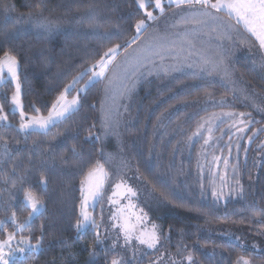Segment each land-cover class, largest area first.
Masks as SVG:
<instances>
[{
	"label": "snow or ice",
	"instance_id": "snow-or-ice-1",
	"mask_svg": "<svg viewBox=\"0 0 264 264\" xmlns=\"http://www.w3.org/2000/svg\"><path fill=\"white\" fill-rule=\"evenodd\" d=\"M135 4L138 9L130 12L129 18L137 10L142 11L143 16L136 19L134 24H129L126 29L114 25L101 31L105 23H111V20L105 19L108 5L102 8L90 6L83 14L73 16L67 21L87 23L86 31L75 33L81 39H115L118 42L103 53L93 50L94 56L99 59L94 60L85 52L81 63H88L89 66L72 75L71 80L63 84V87L60 86L61 78L70 75V72H58L56 81L46 90L48 93L55 92L50 101L36 99L25 106L22 95L27 78L21 72L20 53L9 48L0 55V82L10 81L9 107L13 113L19 115L18 133L49 135L53 128L71 120L79 112L83 106L82 94L90 86L102 84L98 117L87 126L88 135L83 140L79 138L80 128L77 127L75 134L69 136L65 133L64 140L56 144L49 143L45 149L41 148L43 141H34L27 147V167H21V162L17 160L21 156V149H11L8 141L0 136V179L6 189L10 185V197L23 191L22 207L30 209L23 219L17 216L15 210L7 215L14 206L11 201H4L0 194V206H3L6 214L0 219V264H14L17 253L23 256L26 252H39L49 228L54 230L53 239L62 245L60 256L54 257L50 264H76V253L73 249L81 236L89 230L94 233L93 240L91 243L85 242L81 249L88 253L85 264H98L101 253L104 264H143V256L148 255L147 250L159 253L148 264H197L194 257V252L199 251L197 243L190 246L184 243L188 236L185 229L177 230L179 240L174 252L165 247L166 243L171 245L174 226L169 225L165 230L161 223L154 221L146 210L151 205L158 208H182L194 213L197 218L213 216L229 220L238 216L239 223H247L250 230L257 228L255 234L264 237V198L259 202L254 198L247 200L239 211H229L227 208V203L233 197L247 199L242 176L243 169L248 166L247 157L250 151L254 150L256 153L252 166L264 169V140L256 143L255 149L252 148L258 136L264 133V123L257 121L254 115L258 113L264 120V0H167L170 10L167 14L162 0H135ZM152 4L154 8H151ZM0 10L5 13L6 20L11 19L10 14L16 11L10 3L4 4ZM157 10L159 15H154ZM49 11L55 10L48 8L46 0H39L34 11L17 15L14 19L17 24L25 25L24 30H34L41 37L50 38L67 31L63 28L64 18L46 16L45 12ZM117 19L122 17L118 16ZM20 31L22 29L17 27L13 32L6 33L2 43L15 39ZM127 32H132V35L121 41L122 34ZM241 49L247 50L248 59L252 61L248 67L250 74H253V81H259L260 92L255 91L251 81L244 80L243 74L237 75L235 65L238 62L237 53ZM85 77L87 79L84 84L78 86ZM181 77L193 82L183 86V90L189 94L191 90L206 89L202 97L191 102L204 115L196 119L195 130L186 137L183 148L178 142L167 171L157 175H145L139 167L133 169L131 159L124 154L121 129L127 130L128 127L125 116L130 114L129 101L133 99V94L142 81L147 82L150 78L163 81L167 78L171 82L178 81ZM216 89H222L223 93L217 96ZM241 101L244 107L251 110L238 111L237 105ZM96 106V101L90 105L93 109ZM45 111L46 115L43 114ZM172 115L170 112L162 113L157 118V127H161L165 119L170 120ZM197 115L194 111L188 119ZM87 119L88 117H84V120ZM0 122H4L8 128L13 127L2 103ZM257 124L261 126L254 127ZM217 132L220 134L217 135ZM59 135L61 133L54 134L53 140ZM102 138L115 139L117 151L106 152L105 145L101 142V147L97 149V158L92 159L91 153L83 145L90 140L101 141ZM69 140L73 143L66 146ZM197 140L202 143L196 154V179L192 184H181L178 177L184 172L183 162L179 172L172 175L175 153L177 150L182 152L191 148ZM17 143L21 141L18 140ZM62 146L67 154L57 157L56 153ZM241 149L243 162L240 160ZM154 151L153 143L149 148V157ZM69 157L82 176L79 185L80 200L72 208L75 223L67 226L61 224L60 221L66 213L59 212L57 208L40 225L36 235L31 221L45 208V202L33 190L32 174L39 171V183L46 187L52 176L63 171L58 169L57 159L67 164ZM157 160H160L159 156ZM9 164L12 167L6 171ZM144 167L150 174L153 167L151 158L144 161ZM156 167L161 165L157 163ZM191 174V171L186 173ZM248 178L255 181L258 175L249 173ZM133 180L136 181L135 184L132 183ZM107 186L111 190L107 195L109 215L105 223L103 214L106 209L103 205ZM60 203L64 205L66 202L61 200ZM222 203L224 210L220 217L217 214L221 212ZM98 204L102 206L100 220L94 215L95 206ZM9 224L11 230H8ZM68 228L75 231L71 243L69 239L59 235ZM25 230L28 235L23 234ZM203 231L197 228L201 235ZM220 238L229 242L235 241L242 251H247V244L241 236L222 230ZM33 239L35 244L31 242ZM106 240H111V244L105 246ZM257 247L253 243L252 248ZM161 248H164L163 252H160ZM128 252H131L130 258ZM202 255L208 264H221L224 258L221 252L220 259H216L217 253L214 249L203 252ZM230 264H253V261L242 254Z\"/></svg>",
	"mask_w": 264,
	"mask_h": 264
},
{
	"label": "trees",
	"instance_id": "trees-1",
	"mask_svg": "<svg viewBox=\"0 0 264 264\" xmlns=\"http://www.w3.org/2000/svg\"><path fill=\"white\" fill-rule=\"evenodd\" d=\"M163 1L165 11L168 13L167 0ZM46 2L48 8L50 10L54 9L55 11L45 12V15L64 18L65 22L63 23V28L67 30L55 34L50 38L41 37L31 29L24 30L25 25L17 24L14 19L17 15H26L28 12L34 11L39 0H0V8L6 3H10L13 4L16 9L15 12L10 14L12 18L7 20L5 19V13L0 10V55L9 48L20 53L21 72L27 78L23 85L22 95L25 106L36 99H40L41 101H50L52 99L55 92L48 93L46 90L56 81L58 72H70V75L61 78L60 86L63 87V84L71 80L72 75L77 74L83 67H88V63H81V57L85 52L88 56H92L94 60L99 59L98 56H94L93 50H99L103 53L108 47L118 42L115 39L110 41H99L79 38L75 33L77 31H86L88 26L87 23L80 24L75 20L68 23L67 21L71 20L73 16L83 14L93 5L101 8L104 5H108L105 19L111 20V23H105L101 31H105L114 25H119L121 28L126 29L129 24H134L136 19L143 16V12L137 10L135 14L129 18V13L133 12L134 9H138L135 0H46ZM151 8H154V4L151 5ZM151 8L149 10H151ZM118 16L122 17V19L118 20ZM17 27L21 28L22 31H20L16 38L8 43H2L5 34L13 32L14 28ZM131 35L132 32L122 34L121 41L129 38ZM237 61L235 65L237 75L243 74L244 80L251 81L255 91L260 92L261 88L258 86L259 81H253V74H250V68L248 66L251 65L252 61L248 59V54L241 55ZM257 71H259V69H257ZM166 81L167 78L163 81L154 78L149 84L146 82H143L144 84L142 83L144 86L137 92V100L134 105H131L130 109V114L132 112L134 113L132 125L134 128L133 137L127 136L125 137L126 140L123 138V146L125 151L128 152L133 169L139 167L141 172L145 175H157L160 172L167 171L169 161L173 156V145L175 144L177 146L178 142L179 145H181V142L178 141L176 137H184L183 135L185 132L195 124L196 119H198L200 115H204V112H201L196 107L191 108L190 105L186 107L185 105L175 104H183L198 99L203 96L206 89L200 88L199 90H191L189 94V92L183 90V86L193 82L181 77L178 81L173 80L167 83L181 87L180 90L173 85L174 87H170L172 90L169 91V88H164ZM101 88L100 83L90 86L87 92L82 94L83 106L80 108L79 112L74 115L71 120L53 128L49 135L44 136L43 134L18 133L19 115L18 113H13L9 107L10 101L8 97H10L11 84L7 81L0 91V103L5 105L6 112L9 116V123H11L13 127L8 128L4 122H0V136L8 141L11 149H21V156L17 157V160L21 162V167H27V147L31 146L34 141L37 143L43 141L41 148L45 149L48 147L49 143L56 144L64 140L63 134L66 133L69 136L75 134L77 127L80 128L79 138L83 140V138L88 135L86 131L87 126L93 123L94 118L98 117V105L95 109L90 107V105H92L94 101L97 102L99 100ZM146 88H148L147 91H145ZM215 91L219 95L223 93L222 89H216ZM194 111H196L198 115L193 116L192 119H188ZM168 112L173 113L171 119H165L162 122V126L158 128L157 118L160 117L162 113ZM43 114L46 115V111ZM84 117H88V119L84 120ZM127 117L128 114L125 116L126 122H128ZM96 127L99 129V124H97ZM162 129L166 134L173 133L175 140H161L159 133L162 132ZM56 133H61V135L53 140V135ZM122 134L130 135L128 127L127 130H123ZM18 140L21 141V143L18 144ZM112 141L110 142L109 140L108 143L107 141L105 142L103 138L101 141L90 140L88 143L84 144L83 147L87 152L91 153L92 159H96L97 149L101 147V142L104 143L106 152L117 151V148L113 147L114 144ZM72 143L73 141L69 140L66 142V146H71ZM153 143L155 144V151L152 153L151 157H149V148ZM61 154H67L64 146L56 153L57 157ZM157 156L160 157L159 161L157 160ZM149 158L153 161L150 174L144 167V161ZM182 162L185 173L189 171L192 173L195 165V154L182 151L175 158L173 170L177 169L178 172ZM157 163H159L161 167H156ZM11 167L12 165L9 164L6 171L10 170ZM57 167L63 171H59L52 176L48 180L46 187L41 186L39 183L41 175L39 171L34 172L31 177V183L34 186L33 190L45 202V208L31 221V227L36 235H38L37 230L40 225L45 222L49 214L57 208L59 212L66 213L64 219L60 221L61 224L67 226L69 223H75V216L72 212V208L73 204H78L80 200L79 185L82 176L80 171L73 166L71 157H69V163L67 164L61 163L60 160L57 159ZM248 173L258 175V179L250 181L248 175L245 176L243 174L242 183H245L244 195L247 199H237V201L228 202L227 208L229 211L241 210L242 205H245L247 200H252L254 198L259 202L264 198V169L251 167ZM173 175L175 176L174 173ZM180 179L181 176L179 175V182L187 185L188 183L190 184L191 179L195 178L191 174L182 176L183 182H181L182 180ZM25 187H27V185H25ZM8 189H10V185ZM8 189L5 188L2 179H0V194H2L3 200L11 201L14 206V208L9 209L7 215H11V211L15 210L17 216L23 219L27 216L28 211H30V209L26 210L22 207L23 191L16 193L14 197H10ZM61 200L66 203L61 205ZM223 210L224 204L222 203L221 212L218 213L217 216L222 217ZM147 211L150 212V216L154 221L163 225L165 230L168 229L169 225L174 226V230L171 233V245L165 244V247L171 252L175 251V245L179 240L177 230L181 228L186 230L188 236L185 238L184 243L190 246L192 243L196 242L197 248L199 249V251L194 252L197 264H201V262H203V264H208L207 259L202 253L211 252L213 249L217 253L216 259H220L219 253L222 252L224 254L221 264H230L232 260L242 254L252 259L253 264H264V237L255 234L256 230H258L257 228L250 230V226L247 223H239L238 216L232 217L229 220L213 216L197 218L194 213H189L182 208H172L170 206L158 208L155 205L147 207ZM5 215L3 206H0V219L4 218ZM233 221L236 222L234 223ZM7 227L8 230H11L10 224ZM197 228L204 230L202 235L197 232ZM222 230L243 237L247 244V251H242L235 241L229 242L226 239L220 238ZM23 234L28 235V231L25 230ZM53 234L54 230L49 228L41 250L39 252H26L23 256L14 258V264H50L54 257L60 256L62 247V245L53 239ZM59 235L69 239L71 243V238L75 236V231L72 228H68L66 231L59 233ZM93 236V231H86L84 235L81 236L80 241L76 243L73 249L76 253V264H85L88 259V253L86 251H81V249L85 242H92ZM208 237H211V239H208ZM31 242L35 244L34 239ZM253 243L258 246L256 249L252 248ZM110 244L111 240L105 241V246ZM163 251L164 248H161L160 252ZM127 255L130 258L131 252H128ZM157 255H159V253L155 250L148 252V255L143 256V264H148V262L154 260ZM110 258L111 257H109V259ZM98 264H104L103 253L100 255Z\"/></svg>",
	"mask_w": 264,
	"mask_h": 264
},
{
	"label": "rangeland",
	"instance_id": "rangeland-1",
	"mask_svg": "<svg viewBox=\"0 0 264 264\" xmlns=\"http://www.w3.org/2000/svg\"><path fill=\"white\" fill-rule=\"evenodd\" d=\"M162 2L164 3V1L162 0ZM170 11V10H169ZM168 11V12H169ZM166 14H167V12H166ZM154 15H159V12H158V10L156 11V12H154ZM149 31H151V29H149ZM247 54V50L246 49H241L238 53H237V59L238 58H240L241 57V55H246ZM87 79V77H85L84 78V80H82V81H80V85H78V86H82L83 84H84V81ZM152 80H154V78H150L149 79V81H147L146 83L147 84H149V82H152ZM10 82V81H9ZM169 82V79H167V81L165 82V86H164V88H170V87H174L175 86V84H167ZM5 83H7V80H5L4 82H0V91L2 90V88L4 87V85H5ZM142 83H143V81L137 86V89H136V91H135V93L133 94V99L131 100V101H129L130 102V104L131 105H134L135 104V101L137 100V95H138V91H139V89L142 87V86H144V85H142ZM144 84V83H143ZM146 85V84H145ZM174 85V86H173ZM147 86V85H146ZM101 87H102V84H101ZM175 87H177V89L178 90H180V88L181 87H178V86H175ZM148 90V88H146V90L145 91H147ZM73 94H75V92H73ZM173 94V93H172ZM173 95H175V94H173ZM221 95V94H220ZM100 96H101V93H100ZM100 96H99V99H100ZM170 96V95H169ZM217 96H219V94H217ZM202 97V96H201ZM175 98V97H174ZM200 98V97H199ZM195 100H197V99H194V100H191V101H189V102H186V103H177V104H175V105H185V104H187L188 106L190 105V107L191 108H193V107H195L191 102L192 101H195ZM99 101V100H98ZM98 101H97V105H98V113H99V103H98ZM164 102V101H163ZM162 102V103H163ZM212 109H209V111H211ZM237 110L238 111H250L251 109L250 108H247V107H244V104H243V101H241V103L240 104H238L237 105ZM133 112L129 115L128 114V122H127V125H128V130H129V133H130V135H127V134H122V139L124 138L125 139V137H127V136H129V137H133V132H134V128L132 127V125H133ZM254 115H255V118H256V120L257 121H262V123H264V120H262V117H261V115L260 114H258V113H254ZM261 125L260 124H257V125H255L254 127H260ZM123 128L121 129V131L123 132ZM195 130V124L190 128V129H188L187 130V132H185V134L183 135L184 137H176V139L178 140V141H180L181 142V145H180V147L181 148H183V146H184V143H185V141H186V137L188 136V135H191V132L192 131H194ZM167 132V131H166ZM217 135H219L220 133L219 132H217L216 133ZM159 135H160V139L161 140H164V141H166V140H168V141H171L172 139H174L175 140V137H173V133H164L163 132V129H162V132H160L159 133ZM158 135V136H159ZM225 139H227V137L225 136L224 137ZM246 139V138H245ZM110 140V142L112 141V143L114 144L113 145V147H115V148H117L116 147V141H115V139H113V138H109V139H107V140H104L105 142L107 141H109ZM126 140V139H125ZM173 140V141H174ZM260 140H264V133H262V134H260L259 136H258V138H257V141L255 142V143H253V145H252V148L253 149H255V147H256V143H258ZM109 143V142H108ZM200 143H202V141H200V140H197L196 141V143L191 147V148H187V149H184L183 150V152H188V153H193V154H195V165H194V168H193V171H192V175H193V177L196 179V176H197V169H196V163H197V156H196V154H197V151L199 150V146H200ZM171 147H172V144H171ZM174 147V148H173ZM173 149L172 150H174V149H176L177 148V146L174 144L173 145ZM123 148H124V146H123ZM116 152V151H115ZM181 153V151H179V150H177L176 151V156L177 155H179ZM124 154L126 155V156H128V152L127 151H125V149H124ZM233 155L235 156V150L233 151ZM176 156H175V158H176ZM255 156H256V153H255V151L253 150V151H250L249 153H248V157H247V168H244L243 169V174L246 176V175H249V171L251 170V167H253L252 166V164H253V160H254V158H255ZM129 157V156H128ZM177 160V159H176ZM240 160H241V162H243V160H244V155H243V149H241V154H240ZM250 166V167H249ZM257 169V168H256ZM178 172H179V170H178ZM173 173L176 175V173H177V169H175V170H173ZM173 173H172V175H173ZM130 175H132L131 173H130ZM186 176V173H185V171L183 172V173H180V176H181V179L180 180H182L181 182H183V179H182V176ZM174 176V175H173ZM195 179H191L190 180V184H192L193 183V181L195 180ZM242 179H243V176H242ZM243 181V180H242ZM132 183H136V181L135 180H133L132 181ZM189 184V183H188ZM243 184V183H242ZM243 185H245V183L243 184ZM110 186H107L106 187V194H105V201H104V205H103V207L106 209V211L104 212V222L105 223H107V216L109 215V212L107 211V209H108V205H107V195L108 194H110ZM245 190V189H244ZM245 192V191H244ZM197 195L199 196V193L197 192ZM197 196V197H198ZM209 199H211V197H210V194H209ZM237 199L238 200H240V198H238V197H233L232 199H231V201L232 202H234V201H237ZM230 202V201H229ZM101 205H96L95 206V211H94V215H95V217H96V219L97 220H100L101 219V213H100V210H101ZM146 210H147V208H146ZM101 231H103V229H101ZM19 238V237H18ZM148 252H152L153 250H147ZM18 256H21L19 253H17L16 254V256L14 257V258H16V257H18Z\"/></svg>",
	"mask_w": 264,
	"mask_h": 264
}]
</instances>
